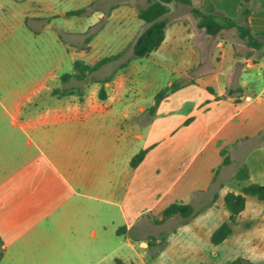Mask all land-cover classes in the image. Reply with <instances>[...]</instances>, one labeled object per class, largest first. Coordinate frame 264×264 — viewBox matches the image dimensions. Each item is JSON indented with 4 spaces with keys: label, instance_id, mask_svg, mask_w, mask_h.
I'll use <instances>...</instances> for the list:
<instances>
[{
    "label": "crops",
    "instance_id": "obj_1",
    "mask_svg": "<svg viewBox=\"0 0 264 264\" xmlns=\"http://www.w3.org/2000/svg\"><path fill=\"white\" fill-rule=\"evenodd\" d=\"M247 61L251 67L259 62ZM241 70L239 64L228 73L221 91L207 83L202 96L176 97L198 84L191 78L168 93L154 113L155 100L147 106L144 94L131 95L135 86L120 72L104 80V100L97 88L82 95L79 85L50 88L45 83L0 96V264L80 258L82 246L96 237L95 226L112 220L114 208L121 212L128 240L137 223L145 227L146 219H161L175 202L192 204L199 212L196 223L206 214L214 218L216 209L226 208L228 191L216 192L219 197L209 207L205 200L217 182L225 186L233 161L246 157L247 163L264 134V95L244 92L250 82H237ZM72 81L82 82L73 77L64 83ZM42 91L52 98L42 109L34 108ZM141 150L147 151L143 160L132 167ZM263 150L260 145L254 155ZM225 156L228 164H223ZM223 216L214 219L210 236L229 213Z\"/></svg>",
    "mask_w": 264,
    "mask_h": 264
},
{
    "label": "rangeland",
    "instance_id": "obj_2",
    "mask_svg": "<svg viewBox=\"0 0 264 264\" xmlns=\"http://www.w3.org/2000/svg\"><path fill=\"white\" fill-rule=\"evenodd\" d=\"M147 5L146 0H0V96L41 83L50 88L79 85L82 95L94 94L97 88L99 94L102 81L120 72L127 77L126 82L135 86L131 95L144 94L148 106L158 92L174 93L191 78L198 84L181 89L176 97L202 96L208 92L207 83L221 91L228 73L239 64L242 70L237 82H250L244 92L264 95V46L249 47L236 27L225 28L217 35L207 34L198 26L199 17L192 11L195 7L213 13L220 22L231 19L264 42V0H192V5L171 2L165 41L149 56L136 57L133 44L146 27L139 13ZM79 9L85 11L69 14ZM118 53L119 59L89 75L86 81L67 84L60 79L74 72L77 60L95 63ZM249 58L259 62L251 67ZM26 77L28 84L23 83ZM47 97L52 98L42 91L34 108L45 107ZM260 107L264 110V103ZM262 136L257 139L259 146L251 149L247 163L246 157L232 162L226 170L225 186L217 182L204 207L213 204L216 192L221 196L240 190L245 182L238 181L235 175L244 165L252 172L250 181L264 183V150L256 156L253 152L264 146ZM216 211L213 219L206 214L197 223L196 216L178 215L162 224L149 218L145 227L140 221L130 230L128 240L121 212L114 208L112 220L95 226L96 237L82 246L83 251L78 252L81 257L58 264H114L116 258L138 264H230L246 253L250 257L245 258L264 264V201L250 196L236 233L219 245L210 239L214 219L229 212L226 208Z\"/></svg>",
    "mask_w": 264,
    "mask_h": 264
},
{
    "label": "trees",
    "instance_id": "obj_3",
    "mask_svg": "<svg viewBox=\"0 0 264 264\" xmlns=\"http://www.w3.org/2000/svg\"><path fill=\"white\" fill-rule=\"evenodd\" d=\"M148 5L143 8L139 13V18L146 23L145 29L137 37L133 44V54L136 57H147L153 51L157 50L166 39V32L168 27V19L166 15L170 11L169 3L171 2H181L185 4L192 5V0H146ZM85 9H79L70 11V15L82 14ZM193 13L199 17L198 26L207 34L217 35L225 28L236 27L239 32V36L244 40V42L249 47H254L259 49L264 46V42L260 41L255 37L249 28L243 25L237 24L231 19H226V22H220L216 20L213 13H205L198 8H192ZM249 12V11H248ZM87 41H90L89 39ZM121 57V53L114 54L111 56H106L95 63H87L82 60H77L74 63L75 71L74 73H67L62 76L64 81H68L71 78H76L80 81H86L88 76L94 71L99 70L104 65ZM106 81H102V86L100 88L99 97L104 100L107 98L106 92ZM65 93H74V90L65 91ZM168 94V90H162L155 95V104L151 107V112L154 113ZM146 150H141L137 153L131 160L132 167H136L144 158ZM230 162V157L225 156L223 164H228ZM235 178L240 182H245L242 184L239 191H228L224 195V205L229 211V218L227 221L221 223L215 231L212 233L210 239L215 245H219L224 242L234 231V226L238 224L239 218L242 212L247 207V197H255L259 201H264V183L252 182L250 181V171L248 166L244 165L241 167L235 175ZM219 195L215 194L213 201L218 199ZM162 218L155 219L156 224H162L168 219L174 216H182L184 218H189L199 215V212L195 210L192 204L175 202L167 206L162 211ZM0 243L2 240L0 238ZM2 258V251L0 252V260ZM114 264H138L137 262H126L122 258H116ZM230 264H257L250 259L243 256H239L234 259Z\"/></svg>",
    "mask_w": 264,
    "mask_h": 264
},
{
    "label": "built area",
    "instance_id": "obj_4",
    "mask_svg": "<svg viewBox=\"0 0 264 264\" xmlns=\"http://www.w3.org/2000/svg\"><path fill=\"white\" fill-rule=\"evenodd\" d=\"M263 74H264V72H263Z\"/></svg>",
    "mask_w": 264,
    "mask_h": 264
}]
</instances>
